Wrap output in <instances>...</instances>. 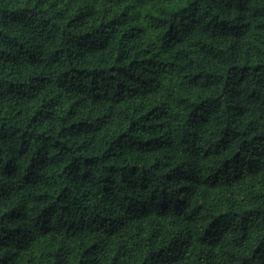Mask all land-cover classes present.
Segmentation results:
<instances>
[{"label": "trees", "instance_id": "1", "mask_svg": "<svg viewBox=\"0 0 264 264\" xmlns=\"http://www.w3.org/2000/svg\"><path fill=\"white\" fill-rule=\"evenodd\" d=\"M0 264H264V0H0Z\"/></svg>", "mask_w": 264, "mask_h": 264}]
</instances>
